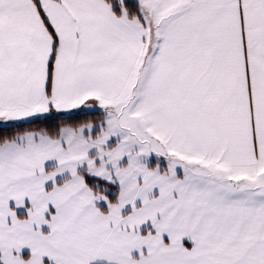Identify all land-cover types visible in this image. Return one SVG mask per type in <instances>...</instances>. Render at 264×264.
<instances>
[{"label":"snow or ice","instance_id":"1","mask_svg":"<svg viewBox=\"0 0 264 264\" xmlns=\"http://www.w3.org/2000/svg\"><path fill=\"white\" fill-rule=\"evenodd\" d=\"M0 264H264V0H0Z\"/></svg>","mask_w":264,"mask_h":264}]
</instances>
